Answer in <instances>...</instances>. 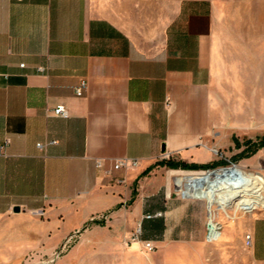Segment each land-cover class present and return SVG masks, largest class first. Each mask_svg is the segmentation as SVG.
<instances>
[{
	"label": "crops",
	"instance_id": "crops-1",
	"mask_svg": "<svg viewBox=\"0 0 264 264\" xmlns=\"http://www.w3.org/2000/svg\"><path fill=\"white\" fill-rule=\"evenodd\" d=\"M147 2L153 18L113 15ZM219 39L210 0H0V264H41L76 231L53 264H264V207L212 240L204 199L164 191L162 217L142 219L147 195L170 185L162 174L180 170L162 163L245 149L214 90ZM120 159L138 165L113 171Z\"/></svg>",
	"mask_w": 264,
	"mask_h": 264
},
{
	"label": "rangeland",
	"instance_id": "rangeland-1",
	"mask_svg": "<svg viewBox=\"0 0 264 264\" xmlns=\"http://www.w3.org/2000/svg\"><path fill=\"white\" fill-rule=\"evenodd\" d=\"M210 1L214 5V19L220 38L214 90L218 94L221 110L225 113L224 129L229 136L236 137L241 142L246 139L255 141L264 137V0ZM155 5L153 2H147L140 7L137 4L127 12H117L113 15L119 23L127 25L131 21L153 18ZM237 153L239 150H235L232 144L229 150L219 152L218 160L224 162L222 165L196 172L180 169L178 172L163 173L161 183H170V185L166 190L162 188L160 194L156 196L147 195L143 216L161 212L157 210L158 198L164 196V191L172 198L185 197L182 193L184 187L174 186L173 183H185L183 177L186 176H203L206 173L234 167L242 172L244 177L264 180V148L249 158L240 160L234 156ZM248 153L249 150H246L245 155ZM177 175L182 177L176 180L174 177ZM159 181L157 175L155 177L148 175L141 179V183H159ZM258 190H263L262 185L254 189V191ZM222 191L227 192L225 188L219 190ZM217 199L211 203L207 200L203 201L207 203L204 210L206 222H208L209 207V211L215 214V216L211 214L214 216L213 222L220 226V231L239 218L262 213L263 210L260 209L264 207L250 201L244 203L237 212L231 207L226 215L217 206ZM245 209L250 210L244 211Z\"/></svg>",
	"mask_w": 264,
	"mask_h": 264
},
{
	"label": "bare ground",
	"instance_id": "bare-ground-1",
	"mask_svg": "<svg viewBox=\"0 0 264 264\" xmlns=\"http://www.w3.org/2000/svg\"><path fill=\"white\" fill-rule=\"evenodd\" d=\"M242 174L236 168L231 167L206 173L203 176L183 177L185 178L183 194L186 197H196L210 203L218 198L216 204L226 215L231 207L237 212L244 203L250 201L255 202L257 206L264 205V180L249 176L244 177ZM259 185H262L263 190L254 191ZM224 188L226 193L219 192ZM213 217L208 219L213 222Z\"/></svg>",
	"mask_w": 264,
	"mask_h": 264
},
{
	"label": "built area",
	"instance_id": "built-area-1",
	"mask_svg": "<svg viewBox=\"0 0 264 264\" xmlns=\"http://www.w3.org/2000/svg\"><path fill=\"white\" fill-rule=\"evenodd\" d=\"M20 67H23V65H20ZM86 89V83L81 81L79 83V85L75 88V95L77 97H81L84 93ZM51 112L59 117L62 118H67L68 117V111L66 109L65 106L63 105H58L56 107H54ZM8 144V140H5L3 143H0V155H4L5 154V149L7 147ZM50 144H54V141H52ZM37 147L39 149H43L44 145L39 143L37 145ZM138 165V161L136 159H132V160H127V159H120V160H116L113 165H112V169L113 171H120V170H126L129 166L131 167H135ZM97 167H101V163H97ZM116 182L118 184H122L124 181L122 180H116ZM162 213L158 212L155 213L153 215H145L142 217L143 220H152L155 218H160L162 217ZM108 220V216L106 214H102L99 215L97 217H94L90 220V224L92 223H105ZM141 233V223L137 224L136 230L134 231V233L130 236L129 241L130 243L132 242H137L139 241V236ZM220 233V226L218 224H216L215 222H212L210 219H208L207 222V237L212 240V239H216L218 237ZM80 235V231H76L74 233H72L71 235H69L64 241L63 243L60 245V247L58 249H56L53 253H51V255L48 257V259H46L45 261H42L41 264H53L55 261H57L63 254H65L67 252V250L69 249L71 243L73 242V240ZM144 249L147 252H153L155 250V247L153 245L152 242L150 241H143L142 242ZM245 245L246 247H250L251 246V237L249 235L245 236Z\"/></svg>",
	"mask_w": 264,
	"mask_h": 264
},
{
	"label": "trees",
	"instance_id": "trees-1",
	"mask_svg": "<svg viewBox=\"0 0 264 264\" xmlns=\"http://www.w3.org/2000/svg\"><path fill=\"white\" fill-rule=\"evenodd\" d=\"M233 142L235 144V148H240V144L238 143V140L233 138ZM242 146H245V149L237 156V158L243 159V158H249L253 154H255L257 151L264 148V137L257 138L255 141L251 140H245L242 143ZM246 150H249V153L245 155ZM224 164L223 161H217L211 164L206 165H195V164H186L182 161L178 163H172V162H166L162 163V166H166L169 169H182V170H191V171H198V170H205L214 168L216 166ZM134 196V194H133ZM133 198L131 199L130 203L132 202Z\"/></svg>",
	"mask_w": 264,
	"mask_h": 264
}]
</instances>
